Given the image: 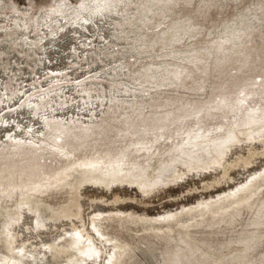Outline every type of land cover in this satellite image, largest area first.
I'll return each mask as SVG.
<instances>
[{
	"label": "rangeland",
	"instance_id": "1",
	"mask_svg": "<svg viewBox=\"0 0 264 264\" xmlns=\"http://www.w3.org/2000/svg\"><path fill=\"white\" fill-rule=\"evenodd\" d=\"M90 1L0 0L1 46L9 40L8 46L0 48V216L20 208L25 197L40 200L57 213L76 205V214L68 220L46 221L28 212L24 218H31L25 219L20 213L5 214L0 235L4 230L13 248H23L21 238L29 249L39 251L62 229L73 231L87 249L76 264H105L108 253L121 244L144 246L147 256L155 253L151 260L141 252L142 260L150 259L147 264H264V188L248 203L220 214L208 212L173 230L144 232L136 227L142 222H137L130 226L140 234H130L118 222V218L145 215L139 207L147 214L165 210L170 212L167 217L179 216L187 211L184 207L178 211L185 202L214 196L187 209L208 206L232 186L245 187L248 180H243L264 166V0H162L161 4L156 0H102L106 7L101 0ZM121 1L124 4L118 6ZM13 6L29 9L19 15L25 30L16 25L4 30L3 25L10 24L7 19L18 15ZM47 13L51 29L40 30L34 24ZM69 13L73 17L68 18ZM95 16L106 24L102 26ZM176 26L180 40L173 42ZM63 31L68 32L63 35ZM20 32L25 39L17 45L14 41ZM42 42L48 44L46 48H40ZM8 53L16 60L10 62L13 67L7 65ZM149 69L154 72L150 74ZM77 105L94 108L88 113L86 108L83 113L77 109V113ZM65 110L72 112L64 113L69 119L62 121L57 113ZM39 126L41 130L33 134ZM3 130L10 131L4 134ZM195 139L198 143L192 142ZM213 140L220 158L210 153L208 158L216 163L200 160V145ZM95 162L110 168L117 164L136 178L153 179L160 173L150 191L142 195L131 186L112 184L103 190L93 180L78 187L69 184L71 168H91Z\"/></svg>",
	"mask_w": 264,
	"mask_h": 264
},
{
	"label": "bare ground",
	"instance_id": "2",
	"mask_svg": "<svg viewBox=\"0 0 264 264\" xmlns=\"http://www.w3.org/2000/svg\"><path fill=\"white\" fill-rule=\"evenodd\" d=\"M90 1V0H89ZM104 1V0H103ZM106 1H108V0H106ZM130 1V0H129ZM143 1V0H142ZM142 1H140L139 3L141 4V2ZM144 1H146V0H144ZM152 1V0H151ZM157 2H159V4H161L160 2L162 1V0H156ZM91 2V1H90ZM126 2V1H125ZM131 2V1H130ZM147 2H149L148 0H147ZM101 3H103L102 2V0H101ZM100 3V4H101ZM116 4H117V2H115ZM120 3H122V1L121 2H119L117 5L119 6V4ZM127 3H129V2H127ZM144 3V2H143ZM141 4V5H145L146 4V2H145V4ZM150 3H153V1L152 2H150ZM149 3V4H150ZM85 4H86V2H85ZM90 4V3H89ZM99 4V3H98ZM97 4V5H98ZM103 4H105V7H106V3H103ZM115 4V5H116ZM124 4V2L122 3V5ZM130 4H132V3H130ZM130 4H128V6L130 5ZM135 4V3H134ZM140 4H138V5H140ZM149 4H148V6H149ZM88 5V4H87ZM110 5V4H109ZM121 5V4H120ZM138 5H136V6H138ZM152 5V4H151ZM165 5H168L167 4V2L165 3V1L164 2H162V6L164 7ZM89 6V5H88ZM99 6H101V5H99ZM103 6V5H102ZM118 6H116V7H118ZM125 6V5H124ZM128 6H126V7H128ZM154 6V5H153ZM152 6V7H153ZM155 6H157V4L155 5ZM11 7V6H10ZM87 7V6H86ZM97 7V6H96ZM104 7V6H103ZM109 7V6H108ZM107 7V8H108ZM121 7V6H120ZM125 7V8H126ZM144 7V6H143ZM150 8H151V6H149ZM158 7L159 6H157V10H159L158 9ZM167 6H165V8H166ZM114 8H115V6H114ZM139 8V7H138ZM12 9H13V12L15 13V14H18V15H12L9 19H7L8 20V22H10V24L8 25V24H4L3 26H5L4 28V30H9L10 28H12V26L13 27H15L14 25H16V27L18 28V29H21V30H23L24 28V24L22 23V22H20L19 20V18H20V16L19 15H25V13L27 14V12H29L28 10L29 9H26V8H24V9H18V8H16L15 6H13L12 7ZM124 9V8H123ZM144 9V8H143ZM143 9H141L142 10V12H143ZM163 9V8H162ZM161 9V10H162ZM77 10V9H76ZM75 10V11H76ZM100 10V9H99ZM99 10H97V11H99ZM115 10V11H114ZM145 10V9H144ZM147 10H148V8H147ZM156 10V11H157ZM165 10V9H164ZM74 11V12H75ZM112 11H114L116 14L118 13V12H116L117 11V9H113ZM125 11V10H124ZM130 11V10H129ZM140 11V10H139ZM155 11V10H154ZM153 11V12H154ZM163 11V10H162ZM73 12V11H72ZM73 12V13H74ZM121 12H122V10H121ZM131 12V11H130ZM13 13V14H14ZM76 13V12H75ZM113 13V12H112ZM112 13L110 14V16L112 15ZM120 13V12H119ZM132 13V12H131ZM48 14L49 13H47V14H41L40 15V18L38 19L39 21L37 22V24H34L35 26H40L39 27V29L40 28H42V27H44V29L46 28V30L47 29H51V24H49L50 22V20H49V16H48ZM70 14H72V13H69V14H67V16H68V18L70 17ZM102 14V13H101ZM106 14V13H105ZM102 15V17L103 16H105V17H107L106 15ZM136 14H139L138 12H136ZM145 14V13H144ZM121 15H122V13H121ZM132 15H134V14H132ZM141 15V14H140ZM140 15H139V17H140ZM143 15V14H142ZM42 16V17H41ZM100 16V15H99ZM113 16V15H112ZM148 16H149V14H148ZM147 16V17H148ZM71 17H73V16H71ZM70 17V18H71ZM85 17H88L87 15L85 16ZM96 17V16H95ZM94 17V18H95ZM101 16H100V18H102ZM104 17V18H105ZM117 17H121V16H117ZM117 17H115L116 19H117ZM130 17L131 16H129V20H130ZM143 17H144V15H143ZM108 18H110L109 16H108ZM114 18V17H113ZM123 18H125L124 17V15H123ZM41 19V20H40ZM96 19H97V17H96ZM112 19V18H111ZM122 19V18H121ZM121 19L119 18V20H118V22H120L121 21ZM148 19V18H147ZM98 20V19H97ZM100 20V19H99ZM99 20H98V22H99ZM104 20V19H103ZM109 20V19H108ZM127 20V19H126ZM144 20V19H143ZM37 21V20H36ZM54 21H56L57 22V20H54ZM58 21H60V19L58 20ZM94 21V20H93ZM102 20H100V22H101ZM111 21V20H110ZM112 21H114V19L112 20ZM115 21H117V20H115ZM131 21V20H130ZM13 22V23H12ZM52 22H53V20H52ZM51 22V23H52ZM62 22H64L63 20H62ZM91 23H90V25L91 24H93L94 22H92V20L90 21ZM99 22V23H100ZM106 22H108V21H106ZM124 22H125V20H124ZM140 22H142V18H141V20H140ZM140 22H138L139 24H140ZM144 22V21H143ZM145 22H147V20H146V18H145ZM4 23V22H3ZM58 23V22H57ZM98 23V24H99ZM105 22L103 21L102 23H100V24H102V26H103V24H104ZM114 23V22H113ZM116 23V22H115ZM137 23V24H138ZM160 23V22H159ZM33 24V23H32ZM53 24H55V23H53ZM60 24V26H61V22L59 23ZM64 25H65V23H63ZM62 24V25H63ZM99 24V25H100ZM106 24V23H105ZM108 24V23H107ZM109 24H111V22L109 23ZM120 24V23H119ZM58 24H56V26H57ZM67 25V24H66ZM66 25H65V27H66ZM96 25V24H95ZM94 25V26H95ZM98 25V26H99ZM114 25V24H113ZM112 25V26H113ZM145 25V24H144ZM2 26V27H3ZM52 26H54V25H52ZM68 26V25H67ZM82 26H84L83 24H82ZM97 26V25H96ZM95 26V27H96ZM98 26H97V30H98ZM108 27L109 26H111V25H107ZM142 26V25H141ZM57 27H59V25L57 26ZM63 27V26H62ZM61 27V28H62ZM75 27V26H74ZM87 27H89V26H87ZM91 27V26H90ZM100 27V26H99ZM104 27H105V25H104ZM116 27V26H115ZM122 27V26H121ZM124 27V26H123ZM139 27V26H138ZM55 28V27H54ZM60 28V27H59ZM68 28V27H67ZM66 28V29H67ZM69 28H71V27H69ZM92 28V27H91ZM175 29H176V32L174 33V38H173V42H175L177 39H179V35H178V32L180 31L179 29H178V27L176 26V27H174ZM43 29V28H42ZM43 29V30H44ZM65 28H63V30H64ZM87 29V28H86ZM102 29V28H101ZM104 29V28H103ZM103 29H102V31L101 32H103ZM109 29V28H108ZM121 28H119L118 30H120ZM174 29V30H175ZM3 30V29H2ZM3 30V31H4ZM12 30V29H11ZM25 30V29H24ZM41 30V29H40ZM60 30V29H59ZM58 30V31H59ZM87 30H90V29H87ZM92 30H95V29H92ZM96 30V31H97ZM105 30V29H104ZM110 31H111V29H109ZM109 30H107V31H109ZM1 31V30H0ZM2 31V32H3ZM50 32H51V30H49ZM60 31H62V30H60ZM68 31H69V29H68ZM67 31V32H68ZM91 31V30H90ZM88 32L87 34H89V33H93V31L92 32ZM96 31H94V32H96ZM109 31V34L110 33H112V31L110 32ZM114 31V30H113ZM124 31V30H123ZM123 31H121V32H123ZM168 30H166V31H163V33L165 34V32H167ZM6 32V31H5ZM10 32V31H9ZM19 32V31H18ZM53 32V31H52ZM64 32H66V31H63V33L61 32V34H65ZM66 32V33H67ZM70 32V31H69ZM73 32V31H72ZM100 32V33H101ZM120 32V31H119ZM8 33V32H7ZM27 33V32H26ZM49 32H46V34H48ZM60 33V32H59ZM74 33L77 35V33L74 31ZM83 33V32H82ZM114 33V32H113ZM124 33V32H123ZM184 33V35H185V33L187 34V31L186 32H183ZM43 34H44V32H43ZM51 35H53L52 33H50ZM71 35H72V33H70ZM73 35V36H76V35ZM94 34V33H93ZM96 34V33H95ZM99 34V33H98ZM103 34V33H102ZM107 34H108V32H107ZM59 35V34H58ZM62 35V36H63ZM90 35H92V34H90ZM89 35V36H90ZM101 35V34H100ZM105 35L106 34H104V38H105ZM115 34H113V36H114ZM117 35V34H116ZM126 35H127V33H126ZM128 35H129V33H128ZM127 35V36H128ZM0 36L2 37V35L0 34ZM46 37H47V35H45ZM45 36L43 37L44 39H45ZM54 36V35H53ZM61 36V35H60ZM66 36V35H65ZM72 36V37H73ZM78 36V35H77ZM76 36V37H77ZM83 36H84V34H83ZM86 36V35H85ZM85 36H84V38L83 39H85ZM88 36V35H87ZM87 36H86V38H87ZM98 36V35H97ZM108 36V38H109V36L110 35H107ZM112 36V37H113ZM136 36V35H135ZM138 37L140 36V35H137ZM58 37V36H57ZM56 37V41H57V38ZM71 37V38H72ZM76 37H75V40L74 39H71V42H73L72 40H74L75 42L77 41V39H76ZM78 37H80V35L78 36ZM92 37V36H91ZM99 38H100V36H98ZM42 38V39H43ZM50 39L51 38H53V37H49ZM65 38V37H64ZM63 38V39H64ZM67 38V37H66ZM69 38V37H68ZM74 38V37H73ZM89 38V37H88ZM96 37H94L93 39H95ZM115 38H116V36H115ZM119 38V37H118ZM25 39V36H24V34L23 33H17V37H16V40L14 41L15 43H17V45L21 42V40H24ZM43 39V40H44ZM60 39V38H59ZM62 39V40H63ZM81 39V38H80ZM93 39H91L92 41H93ZM101 39H102V37H101ZM111 39H113V38H111ZM48 40V39H47ZM51 40H53V39H51ZM50 40V41H51ZM61 40V39H60ZM65 41L64 42H66V44H67V42L68 41H66L67 39H64ZM86 40H88V39H85V41ZM97 40V39H96ZM103 40H105V39H103ZM108 40V39H107ZM116 40V39H115ZM129 40V39H128ZM180 40V39H179ZM8 41L9 40H5L4 42H3V45L1 46V42H0V48L1 49H3L4 47H6V46H8ZM59 41V40H58ZM90 41V40H89ZM91 41V42H92ZM117 41V40H116ZM60 42V41H59ZM69 42H70V40H69ZM84 42V41H83ZM87 42V41H86ZM98 42H99V40H98ZM107 42V41H106ZM137 42V41H136ZM12 43V42H11ZM46 43H48V41L46 42ZM46 43H43L42 42V44H41V49L42 48H46V46L48 45V44H46ZM49 43H51V42H49ZM54 43V42H53ZM78 43H80L79 42V38H78ZM77 42L75 43V44H77V45H79ZM87 43H89V42H87ZM87 43H85V45H87ZM110 43H112V41L110 42ZM115 43V42H114ZM113 43V44H114ZM128 43V42H127ZM22 44V43H21ZM26 44H28V43H26ZM61 44H63L62 42H61ZM71 44V43H70ZM14 45V44H13ZM46 45V46H45ZM51 45V44H50ZM53 45V44H52ZM54 45H55V47H56V43H54ZM59 45V44H58ZM65 45V44H64ZM63 45V46H64ZM68 45H69V43H68ZM83 45V44H82ZM131 45H133V44H131ZM131 45H130V47H131ZM136 45V44H135ZM137 45H138V43H137ZM67 46V45H66ZM66 46H65V48H66ZM71 46V45H70ZM70 46H69V49H70ZM73 47H74V49H76L75 48V45H72ZM54 47V46H53ZM55 47L53 48V49H55ZM58 47V46H57ZM60 47H62V45L61 46H59V48L58 49H60ZM68 47V46H67ZM77 47V46H76ZM137 47V46H136ZM52 48V47H51ZM65 48H64V51H65ZM78 48V47H77ZM80 49V48H79ZM133 49V48H132ZM139 49H140V47H139ZM45 50V49H44ZM61 50V49H60ZM76 50H78V49H76ZM131 50V49H130ZM46 51H50L49 50V48L46 50ZM52 51V50H51ZM59 50H57V52H58ZM62 51H63V48H62ZM63 51V52H64ZM68 51H72V50H68ZM68 51H67V53H68ZM83 51V50H82ZM134 51V50H133ZM135 51H136V49H135ZM54 52V51H53ZM73 52H76V51H73ZM72 52V53H73ZM79 52V51H78ZM85 52V51H84ZM48 53V52H47ZM50 53V52H49ZM66 53V51L64 52V55H66L65 54ZM131 53H132V50H131ZM135 53V52H134ZM138 53H139V51H138ZM9 54V53H8ZM12 54H13V52H12ZM8 55L7 57H8V64L7 65H9L10 64V62L14 59L13 57V55ZM18 54H20V53H18ZM46 54V53H45ZM56 54V53H55ZM61 54V53H60ZM59 53H58V55H60ZM70 54H71V52L69 53V56H70ZM136 54V53H135ZM50 55V54H49ZM62 55H63V53H62ZM61 55V56H62ZM63 55V56H64ZM72 55V54H71ZM138 55V54H137ZM10 56H12V57H10ZM15 56H16V54H15ZM54 56V55H53ZM57 56V55H56ZM56 56H54L55 58H56ZM60 56V57H61ZM18 57V56H17ZM44 57H46L45 55H44ZM44 57H42V59H44L45 60V58ZM47 57H48V55H47ZM46 57V58H47ZM66 57V56H65ZM71 57V56H70ZM13 58V59H12ZM16 58V57H15ZM49 58H51V56L49 57ZM58 58H59V56H58ZM69 58V57H68ZM68 58L66 59V60H68ZM18 59V58H17ZM64 59V58H63ZM19 60V59H18ZM48 60V59H47ZM72 60V59H71ZM14 61H16L15 59H14ZM46 61V60H45ZM44 61V62H45ZM53 61V60H52ZM58 61H59V59H58ZM75 61V60H74ZM65 62V61H64ZM18 63V62H17ZM46 64H47V62H45ZM51 63H53V62H51ZM55 63V62H54ZM56 63H58L57 62V60H56ZM60 63L62 64V62L60 61ZM67 63V65H68V63L69 62H66ZM14 64V63H13ZM46 64H44V65H46ZM49 64V63H48ZM47 64V65H48ZM59 64V63H58ZM57 64V65H58ZM11 65V64H10ZM54 65H56V64H54ZM53 65V66H54ZM63 65H65L66 66V64H63ZM62 65V66H63ZM70 65V64H69ZM12 66V65H11ZM50 66H52V65H50ZM52 66V67H53ZM60 66V65H59ZM13 67V66H12ZM57 67V66H56ZM61 67V66H60ZM59 67V68H60ZM41 68H43V67H41ZM51 68V67H50ZM50 68H47L46 66H45V69L46 70H49ZM55 68V67H54ZM62 69H63V67H61ZM51 70H52V68H51ZM45 71V70H44ZM53 71H55V69L53 70ZM149 71H151L150 69H149ZM48 72V71H47ZM46 72V73H47ZM50 72V71H49ZM154 71H151L150 72V74L151 73H153ZM40 73V72H39ZM3 74V73H2ZM38 74V73H37ZM42 73H40V75H41ZM44 74V73H43ZM135 87V86H134ZM55 93V92H54ZM95 99H96V97H95ZM91 103H92V101H91ZM90 103V104H91ZM93 103H95V102H93ZM92 103V104H93ZM28 104V103H27ZM89 104V105H90ZM91 104V105H92ZM33 105H35V104H33ZM96 105V104H95ZM87 106V105H86ZM86 106H83V105H77L76 106V111L75 112H82V110L84 109V108H86L85 110H87V112L86 113H88L90 110H92L94 107V104H93V108L92 109H89V107H86ZM32 107V106H31ZM88 108V109H87ZM77 109H80V111H77ZM96 109V108H95ZM24 110V109H23ZM73 110V109H72ZM70 111V110H69ZM68 110L66 111L65 110V112L64 111H60L59 113H57L58 114V116L60 117V119L62 120V121H66V120H68V119H65L64 118V116L66 117V115L67 114H69L68 112H69ZM96 111V110H95ZM58 112V111H57ZM67 112V113H66ZM70 112H72V111H70ZM102 112V111H101ZM29 113V112H28ZM27 113V114H28ZM66 115H65V114ZM73 113H74V111H73ZM83 113V112H82ZM75 114V113H74ZM15 115V114H14ZM56 115V114H55ZM4 116V115H3ZM44 116V115H43ZM69 117V116H68ZM71 117V116H70ZM40 118H42V117H40ZM1 119V118H0ZM56 119V118H55ZM264 119V118H263ZM263 119H262V121H263ZM253 120V119H252ZM2 122V121H1ZM251 122V121H250ZM28 123V122H27ZM253 123V122H252ZM5 124V123H4ZM248 124V123H247ZM3 125V124H2ZM10 125V124H9ZM249 125H251V124H249ZM19 126V125H18ZM256 126V125H255ZM5 127V126H4ZM16 127V126H15ZM35 127V126H34ZM33 127V128H34ZM40 127V126H39ZM23 128V127H22ZM26 128V127H25ZM31 128V127H30ZM4 129V128H3ZM12 130V129H11ZM41 130V127L40 128H36V129H34V130H32L33 132V134H36V133H38V131H40ZM10 131V130H9ZM9 131H7V130H3V132H4V134H8V132ZM14 131V130H13ZM26 131V130H25ZM16 133H18V132H16ZM24 133V132H23ZM22 133V134H23ZM12 134V133H11ZM229 134V133H228ZM40 135V134H39ZM26 136H31L30 134H28V135H26ZM35 136V135H34ZM194 136H196V135H194ZM230 136V135H229ZM32 137V136H31ZM35 137H37V136H35ZM201 137H202V135H201ZM232 137H233V135H232ZM235 137V136H234ZM12 138V137H11ZM14 138H15V136H14ZM33 138V137H32ZM196 138V137H195ZM203 138H205L204 136H203ZM17 139V138H16ZM15 139V140H16ZM35 139V138H34ZM37 139V138H36ZM38 139H40V138H38ZM201 139V138H200ZM230 139V138H229ZM232 139V138H231ZM19 140V139H18ZM21 140H23V139H21ZM28 140V139H27ZM206 140V139H205ZM204 140V141H205ZM37 141V140H36ZM198 140H193L192 142H195V143H198L197 142ZM223 141V140H222ZM230 141V140H229ZM4 142V141H3ZM41 142V141H40ZM45 142V141H44ZM191 142V141H190ZM224 142V141H223ZM231 142H232V140H231ZM21 143V142H20ZM23 143V142H22ZM47 143H48V141H47ZM46 143V144H47ZM50 143V142H49ZM213 143H216V141H211V144H208V141H207V145H200V147L199 148H201L200 150H202L201 151V157H200V160H206V161H215L214 163H216V161L217 160H213V159H209L208 158V154H210V153H212V154H215V155H213V156H217V158H220L219 156H218V153L216 152V151H214V150H218V146H217V144L216 145H213ZM33 144V143H32ZM35 144H37V143H35ZM44 144V143H43ZM192 144V143H191ZM226 144V143H225ZM224 144V145H225ZM229 144V143H228ZM227 144V145H228ZM0 145H3V144H0ZM5 145V144H4ZM48 145H50V144H48ZM52 145V144H51ZM222 145H223V143H222ZM226 145V146H227ZM192 146V145H191ZM194 146H199L198 144H195ZM220 146H221V144H220ZM2 147V146H1ZM59 148V147H58ZM191 148H193V147H191ZM221 148H223V146L221 147ZM225 148V147H224ZM225 149H227V148H225ZM60 150V149H59ZM220 150V149H219ZM214 151V152H213ZM186 152V151H185ZM197 152H199V151H197ZM193 153H195L194 152V150H193ZM182 154V153H181ZM222 154V153H221ZM184 155H185V153H184ZM191 155V154H190ZM208 155V156H207ZM211 155V154H210ZM195 157V156H194ZM189 158H191V157H189ZM188 158V159H189ZM187 159V158H186ZM197 160V159H196ZM190 161V160H189ZM183 162H184V160H183ZM199 163V162H198ZM210 163V162H209ZM208 164V163H207ZM248 164V163H247ZM113 165V164H112ZM169 165V164H168ZM177 165V164H176ZM166 166V165H165ZM169 167V166H168ZM167 167V168H168ZM209 167H211V165L209 166ZM199 168V167H198ZM203 168H204V166H203ZM200 169V168H199ZM165 170V169H164ZM168 171V170H167ZM256 172L257 173H253L250 177H248V178H246V179H244L243 181H247L246 182V184H244V186L245 187H238L237 189H235V187L234 186H232L231 188H229L228 190H225V191H223L222 193H221V197H223L222 199H220V200H218L217 202H215V203H210V204H208V206H203V207H201V208H199V209H187V207H189L190 205H192V206H198L199 204H200V201H209L210 199H213L214 198V196H208V197H206V199L205 198H201V199H198V200H196V201H190V202H185V204H181L182 205V207H180L179 209H178V211H180L181 210V208H186V212H185V214H182V215H179V216H174V217H167V214L168 213H170L169 211L167 212H162V213H156L155 212V214L154 213H150L149 212V214H147V213H145V211L146 210H144L143 208H141L140 209V207L138 208L139 210L138 211H140V212H144V214L145 215H142L140 218H131V217H122V218H118V222L120 223V225H124V227L125 228H127V231L130 233V234H136V232L138 231V233L140 232V231H150V232H162V230H163V228H166V229H170V230H173V229H176L179 225H184V224H188V223H190V222H188V221H190V220H193V219H196L197 217H203V215H206V213H211V214H220L222 211H227L229 208H232V207H234L235 205L236 206H239V205H241V204H245V203H248V201H249V199L254 195V196H256L257 194H259L262 190L261 189H263L264 188V166H262V167H260L259 169H258V171L256 170ZM160 173V172H159ZM159 173L157 174V175H159ZM165 174V173H164ZM227 174V173H226ZM155 176L153 179H150L149 177H146V176H143V177H138V178H136V177H133L131 174H129L128 172H123L122 170H121V166L119 167V165H117V164H114V166L113 167H111L110 168V166L108 165V166H104V165H102L101 163H97V162H95V163H92V166H91V168H86V169H84V167H82L81 165L80 166H78V167H74L73 169L71 168V177L69 178V184H72V183H76V185H77V187L83 182V181H90V180H93V182L96 184V187L98 186L99 188H103V190L104 189H108L109 187H110V185H112V184H114V185H118V186H131V187H134L135 188V190H137L138 192H140L141 193V195L142 194H146V193H148L149 191H150V189H151V187L155 184V181H157V179H156V177L158 178V176ZM170 175H172V174H170ZM228 175V174H227ZM200 176V175H199ZM214 176V175H213ZM247 176V175H246ZM205 177V176H204ZM210 177V176H209ZM229 180V179H228ZM231 180V179H230ZM92 182V184H94ZM86 183V182H85ZM84 183V184H85ZM90 183V182H89ZM83 184V183H82ZM87 184V183H86ZM91 184V183H90ZM89 184V185H90ZM88 185V184H87ZM86 186V185H85ZM84 186V187H85ZM94 186V188H95V185H93ZM82 187V186H81ZM90 187V186H89ZM117 187V186H116ZM93 188V187H92ZM93 188V189H94ZM78 189V188H77ZM82 188H80L79 190H81ZM89 189V188H88ZM110 189V188H109ZM235 189V190H234ZM78 190V191H79ZM95 190V189H94ZM99 190H101V189H99ZM98 190V191H99ZM102 190V191H103ZM128 190H130V188L128 189ZM261 190V191H260ZM231 191V193H228V192H230ZM86 192V191H85ZM108 192V191H107ZM172 192V191H171ZM168 193V192H167ZM170 193V192H169ZM171 194V193H170ZM82 195V194H81ZM122 195H124V196H128V197H132V198H134L135 197V195H132V193L130 194V192H123L122 193ZM172 195V194H171ZM84 196V195H83ZM253 196V197H254ZM96 198V197H95ZM94 198V199H95ZM77 201V200H76ZM192 203V204H191ZM21 207L19 208V207H17V209H13V210H7L8 211V213H7V211L6 212H4V215L5 214H9V213H11L10 214V216H15L16 214H18V213H20V216H21V218L23 217L24 218V215H29V214H26V212H28V213H31V214H33V217H35V215H41V217H43V219H46V221L47 220H49V219H54L55 220V217L56 218H60V217H66V219L68 218V219H71L75 214H76V205L75 206H73V205H71L72 207H69V208H67L66 210H62L61 212H59V213H57V212H54L53 210H51L49 207H47V206H45L40 200H37V199H34V198H31V197H25L24 199H22V202H21ZM24 205V207L22 208V206ZM145 205V204H144ZM78 207V206H77ZM148 207V206H147ZM165 207V206H164ZM173 211H176V210H173ZM207 211V212H206ZM148 212V211H147ZM2 213H3V211H2ZM23 213H25V214H23ZM0 215H2V214H0ZM4 215L1 217L0 216V225H1V223L3 222V223H5L4 221H2V219H3V217H4ZM26 217H30V216H26ZM25 217V218H26ZM37 217V216H36ZM144 217H146V218H144ZM24 218V219H25ZM31 218V217H30ZM38 218V217H37ZM109 218V217H108ZM147 218H151L152 220H147ZM67 219V220H68ZM110 219V218H109ZM162 219V220H161ZM15 220V219H14ZM16 220H17V223L16 224H19L20 223V219H18L17 217H16ZM40 220V219H39ZM53 222V221H52ZM97 222V221H96ZM137 222H142V223H140V226H136V227H138V228H140L139 230H138V228H134V226H132L133 227V229H132V227L130 226V225H136L137 224ZM32 223V222H31ZM99 223V222H98ZM24 224V223H23ZM45 224V223H44ZM93 224H94V222H93ZM95 224H97V223H95ZM15 225V224H14ZM53 225V224H52ZM71 225V224H70ZM138 225H139V223H138ZM94 226V225H93ZM55 227V226H54ZM71 227H73V226H71ZM96 227H98V226H96ZM103 227V226H102ZM27 229V228H26ZM135 229H137V230H135ZM21 230H22V227H21ZM51 230V229H50ZM90 231V230H89ZM2 234L0 235V261H3V262H9L10 264H76V260H77V258L80 256V254L83 252V254H84V251H86L87 249H84V243L83 242H80V240L81 239H76L75 238V234H73V231H70V230H68V232L66 231V229H62V233L61 234H58L57 235V237H55V238H53V240H50V241H48V243L45 245V246H43V248L44 249H42V250H39V251H35V250H31V248L29 249L28 247L29 246H26V244H23L24 242H22V240H21V238H20V242H21V244L22 245H24L23 246V248H20V247H16V248H13V247H11L10 246V244L8 243V241H6V238L4 237V236H6L5 234H4V230H2ZM21 232V231H20ZM87 232V231H86ZM101 232V231H100ZM140 234V233H139ZM88 235V234H87ZM133 236V235H132ZM105 238V237H104ZM23 239V238H22ZM107 239V238H106ZM116 239V238H115ZM109 240V239H108ZM26 241V240H25ZM44 242V241H43ZM111 242H112V240H111ZM116 242V241H115ZM4 243H6L7 245H5ZM39 243V242H38ZM92 243V242H91ZM98 243V242H97ZM109 243H110V241H109ZM118 243V242H117ZM42 244V243H41ZM44 244V243H43ZM42 244V245H43ZM116 244V243H115ZM117 245H119V244H117ZM123 244H121V246H122ZM127 246L126 247H121V246H119V247H117V248H113V250L112 251H110V253H108V260L105 262V264H112V262H113V260H114V264H145L146 262H149L148 260H153V254H155V253H151L150 252V254H152V255H149V256H147L148 254V251H147V253H145L144 252V250L146 249V248H143L142 246L141 247H139V246H134V245H131V244H126ZM124 246V245H123ZM147 247V246H146ZM151 247V246H150ZM152 248V247H151ZM154 248V247H153ZM112 249V248H111ZM120 250L119 252H118V254L116 255L115 254V250ZM102 250V249H101ZM150 251V250H149ZM141 252L143 253L142 255H144V257L141 255ZM35 253H36V255H35ZM106 253V252H105ZM97 254V253H96ZM85 255V254H84ZM86 256H87V254H86ZM143 258H145L146 256L148 257V258H150V259H148L146 262L144 261V260H142V257ZM84 257V256H83ZM92 257V256H91ZM85 258V257H84ZM96 258V257H95ZM89 259V258H88ZM160 259V258H159ZM90 260V259H89ZM94 260V259H93ZM79 261V260H78ZM80 262V261H79ZM154 262V261H153ZM160 262V261H159ZM81 263V262H80ZM152 263V262H151ZM147 264V263H146ZM149 264V263H148Z\"/></svg>",
	"mask_w": 264,
	"mask_h": 264
}]
</instances>
